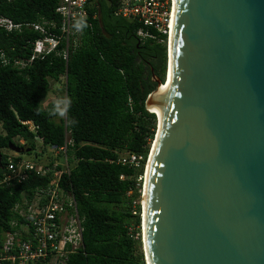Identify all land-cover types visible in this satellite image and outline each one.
Listing matches in <instances>:
<instances>
[{"label":"water","instance_id":"water-1","mask_svg":"<svg viewBox=\"0 0 264 264\" xmlns=\"http://www.w3.org/2000/svg\"><path fill=\"white\" fill-rule=\"evenodd\" d=\"M165 78L145 101L153 113L167 83L143 186L149 264H264V0H174Z\"/></svg>","mask_w":264,"mask_h":264},{"label":"trees","instance_id":"trees-1","mask_svg":"<svg viewBox=\"0 0 264 264\" xmlns=\"http://www.w3.org/2000/svg\"><path fill=\"white\" fill-rule=\"evenodd\" d=\"M57 3L0 0V17L14 23L46 19L59 24ZM117 6V0L88 1L83 21L87 27L75 36L67 63L52 54L25 68L14 66L13 60L29 58L30 43L41 36L29 29L18 33L0 27V177L9 142L32 152L37 138L50 148L66 144L70 171L61 176V185L74 197L83 232L81 248L65 264H145L141 216L132 214V204L141 199L137 179L143 175L157 129L155 113L147 111L145 101L157 87L153 78L164 81L167 38L139 37L138 31L145 28L115 16ZM2 54L9 64L2 63ZM64 75L61 93L72 99V105L67 117L58 118L49 114L53 103L44 109L42 102L50 81L63 83ZM69 118L76 123L69 124ZM129 153L143 155L140 169L118 162ZM50 182V177L30 174L21 183L0 186V233L12 230L13 209L23 196Z\"/></svg>","mask_w":264,"mask_h":264},{"label":"built area","instance_id":"built-area-1","mask_svg":"<svg viewBox=\"0 0 264 264\" xmlns=\"http://www.w3.org/2000/svg\"><path fill=\"white\" fill-rule=\"evenodd\" d=\"M88 1L58 0L55 12L60 17L59 24L46 19L37 23H14L6 17H0V27L6 32L20 33L23 29H29L41 36L30 43L29 58L13 60V65L25 68L52 54L60 56L67 63L70 50L76 43L75 36L79 32L76 25L88 17ZM117 3L115 16L136 21L145 28L138 31L139 37L166 36L168 44L174 12L173 0H117ZM1 58L2 63L9 64L4 54ZM61 80L65 86L66 75ZM37 141L40 139L37 138ZM50 149L51 155L41 164L26 160L18 154L7 155L0 186L21 183L30 174L50 177L51 182L45 188L24 195L21 203L15 205L12 230L0 233V264H65L68 256L82 246V220L76 202L71 192H67L61 185V176L70 171L67 147L65 144L61 148ZM143 160V155L129 153L120 156L118 162L138 170ZM145 170L146 164L143 166V175L137 179L141 183V199L132 204V214L139 213L141 219Z\"/></svg>","mask_w":264,"mask_h":264},{"label":"rangeland","instance_id":"rangeland-1","mask_svg":"<svg viewBox=\"0 0 264 264\" xmlns=\"http://www.w3.org/2000/svg\"><path fill=\"white\" fill-rule=\"evenodd\" d=\"M155 79L156 78H153L154 81H155ZM62 86H63L62 83H57V82H54V81H50V91L48 92L46 98L42 102V107L44 109H46L48 107L49 103H53L57 96H61V95L64 96V94L61 93ZM58 118H63V117L58 116ZM1 132H2V128H1V125H0V133ZM15 143L21 144V145L24 144V142L22 140H17V139H15ZM3 152L5 154L11 155V156L16 154V153H14V152H12L10 150L9 151H5L4 150ZM50 152H51V149H50L49 146H43L40 141H37L35 150L32 153H30V154H22V157L24 159H26V160H30L32 162L41 164V163L45 162L46 158L51 155ZM36 155H39V157L35 158ZM145 174H146V172H145ZM144 185H145V182H144ZM143 192H144V190H143ZM141 222H142V219H141ZM140 244H141V249H142V253H143V257H144V250H143V244H142V232H141ZM144 261H145V258H144ZM145 264H146V261H145Z\"/></svg>","mask_w":264,"mask_h":264},{"label":"clouds","instance_id":"clouds-1","mask_svg":"<svg viewBox=\"0 0 264 264\" xmlns=\"http://www.w3.org/2000/svg\"><path fill=\"white\" fill-rule=\"evenodd\" d=\"M86 27L87 24L83 22L76 25L78 31H83V29ZM71 105H72V99L70 97L57 96L53 104L49 108V114L52 116L67 117ZM68 123L74 125L76 121L69 118Z\"/></svg>","mask_w":264,"mask_h":264},{"label":"bare ground","instance_id":"bare-ground-1","mask_svg":"<svg viewBox=\"0 0 264 264\" xmlns=\"http://www.w3.org/2000/svg\"><path fill=\"white\" fill-rule=\"evenodd\" d=\"M173 3H174V0H173ZM169 47H170V37H169ZM170 68V67H169ZM168 77H169V71H168ZM168 77H167V82H168ZM165 81H166V78H165ZM166 88H167V83H166V85L164 86L163 85V87H161V91H160V93H159V95H157L158 97L156 98L157 100L156 101H154L153 102V100H152V102H151V107H150V111L151 112H153V113H155L158 117H159V121H160V108H159V97H160V95L163 93V92H165V90H166ZM157 124V123H156ZM151 157V156H150ZM148 165H149V162L147 163V165H146V170H145V172H146V174H145V178L147 179V172H148ZM145 184H146V181H145ZM144 190H145V185H144ZM142 207H143V212H142V231H143V245H144V250H145V253H146V249H145V240H144V192H143V199H142ZM146 259H147V263L149 264V262H148V258H147V253H146Z\"/></svg>","mask_w":264,"mask_h":264}]
</instances>
